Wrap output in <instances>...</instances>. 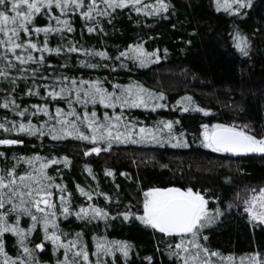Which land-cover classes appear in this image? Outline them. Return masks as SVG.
<instances>
[{
	"label": "trees",
	"instance_id": "obj_1",
	"mask_svg": "<svg viewBox=\"0 0 264 264\" xmlns=\"http://www.w3.org/2000/svg\"><path fill=\"white\" fill-rule=\"evenodd\" d=\"M153 4L155 0L144 1ZM170 9L167 13L147 16L129 8L117 9L109 22L104 18L100 27L89 33L79 14H70L74 31L65 32V40L53 34L49 46L72 40L78 47L105 51L112 59L88 57L96 68L84 67L80 60L86 59L84 52L67 54L66 49L60 55L44 53L47 64L38 73L39 76H69L76 79L99 80L104 87L112 90V84L127 85L138 82L156 93H163L159 103L166 105L153 111L149 108H125V116L139 127L155 129L159 121H173V132L184 133L189 147H173L176 141L167 140V130L159 133L161 143L145 142L141 144L114 143L108 151L99 154L84 155L93 145L88 141L66 138L54 141L43 138L22 136L24 143L12 146L0 145V151L6 153L0 157V167L14 164L13 156L29 157L39 154L43 157H55L58 163L49 167L48 172L57 183L65 185L74 194V210L82 204H93L108 212L106 219H95L91 223L70 215L67 219L58 216L60 228L68 233L67 239L81 234L82 242L89 252L95 251V237H105L108 241H126L130 245L128 257L116 252L104 257L107 264H174L169 257L167 246L173 243L170 237L144 226L135 217L125 221L118 213L129 210L142 214L143 192L151 187H193L201 191L209 201V210L220 208L222 214L204 229L207 240H202L211 251L218 253L212 257L213 264H248V256L255 252L264 253V226L252 223L244 212V200L252 189L264 186V154L252 153L244 156H231L214 153L201 146L199 142L200 125L229 124L243 128L257 138L264 137V0H252L250 8L243 9V15L233 14L230 10H217L216 0H167ZM54 15H59L58 10ZM48 24L46 16L37 19V26ZM240 32L249 39V55L242 56L233 46L232 34ZM37 39L35 35L32 37ZM43 34L40 39L42 40ZM143 44L149 52H156L160 59L149 62L145 67L126 61L120 67L115 56L125 51L127 46ZM166 50V51H165ZM39 56L40 53H33ZM123 59V58H122ZM52 67H48V65ZM35 67V65H33ZM12 76H16L14 71ZM27 85L19 83L13 95L22 107L47 104L55 115L60 107L68 111L64 101L57 103L46 97L42 86L52 80L38 79L41 88L39 96L27 95V87L32 86L31 73ZM9 87L0 80V104L8 95L3 89ZM23 88L24 91H20ZM58 90V89H57ZM191 96L203 112H182L176 101ZM80 114L84 109L74 104ZM89 105V110H91ZM98 118L114 111L97 105ZM116 112L120 109L117 107ZM7 112L0 108V117ZM48 117L42 114L33 117V123L40 126ZM72 119V117H69ZM179 121V123H175ZM17 134H11L14 138ZM0 138L4 134L0 131ZM107 147V145H105ZM96 154V155H95ZM63 157L68 158L67 166ZM20 167L27 168V164ZM59 169V172L56 170ZM89 169L91 171H89ZM108 171L111 175L106 174ZM77 185L92 193V199L82 196ZM241 192V194L239 193ZM102 193V194H101ZM239 195H242L241 197ZM59 205L58 198L54 197ZM7 207V205H6ZM3 211V210H0ZM29 219L22 217L21 226L27 228ZM63 239V237H62ZM29 240L44 243L43 252L36 250L38 258L46 264H57L63 260V249L55 254L50 241L44 240L42 230L37 227ZM5 251L15 257L19 246L11 233L3 237ZM34 248V243L28 245ZM151 257V261L147 258ZM91 260L95 256L90 255Z\"/></svg>",
	"mask_w": 264,
	"mask_h": 264
},
{
	"label": "snow or ice",
	"instance_id": "obj_2",
	"mask_svg": "<svg viewBox=\"0 0 264 264\" xmlns=\"http://www.w3.org/2000/svg\"><path fill=\"white\" fill-rule=\"evenodd\" d=\"M251 6L252 0H230L227 4V8L236 15H243L242 10ZM125 8L138 14L157 16L167 13L170 4L167 0H155L153 4L144 3L143 0H0V80L9 86L3 89L8 95L0 108L19 118L11 119L7 112L0 117V131L4 134V138H0V145L22 144V136L38 139L48 136L54 141L70 137L90 142L93 146L84 152V155H89L90 152L99 154L108 151L114 143L159 144L164 139L159 133L167 130V140L176 141L172 144L173 147H189L187 140L183 139V132L178 136L174 134L173 121H159L158 125H163V128L157 126L154 130L139 127L137 132V124L124 114L125 108L150 107L155 111L165 107L166 105L159 103L165 98L163 93L153 92L138 82L127 85L112 84L110 91L99 80L38 75L42 69L46 70L44 66L47 58L44 53L54 52L60 55L65 49L67 54L82 51L86 59L80 60L79 64L89 68L99 65L92 63L88 57L112 59L105 51L85 48L82 45L78 47L72 40L52 48L49 46V38L56 34L64 41V33L75 30L70 22V14L78 13L87 26V31L92 33L97 29L103 31L100 27L102 20L108 18L111 22L113 13L117 9ZM57 10L59 15H54ZM217 10H220L219 4ZM40 16L47 17V25L37 26ZM34 35L37 38L35 40L32 38ZM232 41L242 56L249 55L248 37L235 32L232 34ZM153 58L158 61L160 56L154 51H147L143 44H135L120 51L114 59L120 61V67H125L126 61L145 67L147 63L154 62ZM48 67L52 66L49 64ZM13 71L17 73L16 76L11 75ZM28 73H31L32 86L27 87V95H41L36 90L41 88L37 83L38 79L52 80L51 84L42 86L44 95L57 103L64 101L69 110L57 107L53 115L46 103L31 105L34 111L17 103L13 93L17 91L21 81L27 85ZM20 91L24 89L21 88ZM74 104L82 106V114L76 111ZM89 105L92 106L91 110ZM97 105L114 111L111 115L105 112L100 119L95 110ZM176 105L180 106L178 110L182 112L192 110L208 114L206 109L195 105L191 96L182 97L176 101ZM117 107L119 112L115 111ZM41 114L48 119L37 126L33 123V117ZM247 127L203 123L200 125L202 130L199 132V142L202 147L214 153L264 154V137L257 138L250 134ZM13 133L17 135L9 138ZM0 157L6 158V153L0 151ZM12 159L14 164L0 167V210H3L0 211V264H46L36 255V250L43 252L46 245L29 240L37 227L42 230L44 240L53 245L54 254L63 249L64 258L57 259V264H107L104 257L113 256L116 252L128 257L130 245L126 241H108L105 237H95V251L90 253L82 242L80 233H76L73 239H67L68 233L60 228L58 216L67 219L74 214L77 219L91 223L95 219H106L109 214L104 208L93 204L87 207L81 204L78 210H74V194L62 183H57L56 178L48 172L51 165L58 163L57 158L35 154L29 157L13 156ZM63 160L67 166L68 158L63 157ZM22 164H27L28 167H20ZM56 171L59 172V169ZM106 174L111 175V172ZM77 189L82 196L92 199L91 192L79 185ZM251 191L253 195L244 200V212L248 214L250 221L264 224V188H260L258 193L256 189ZM54 197L58 198L59 205ZM142 209V214L125 210L118 215L125 221L135 217L144 226L170 237L173 243L168 244L167 252L174 264H213L212 257L219 254L211 251L201 241L207 240L204 229L214 223L222 212L220 208L210 211L209 201L201 191H196L193 187H151L143 192ZM22 217H27L30 221L27 228L21 226ZM5 233H11L16 238L19 249H22L17 251L15 257L5 251ZM30 243H34V248L28 246ZM90 255L96 259L91 260ZM147 259L151 261L152 258ZM248 264H264V253L250 254Z\"/></svg>",
	"mask_w": 264,
	"mask_h": 264
},
{
	"label": "rangeland",
	"instance_id": "obj_3",
	"mask_svg": "<svg viewBox=\"0 0 264 264\" xmlns=\"http://www.w3.org/2000/svg\"><path fill=\"white\" fill-rule=\"evenodd\" d=\"M144 1H147V0H144ZM217 2V5L219 4V7L222 8V9H227V4L230 2V0H216ZM260 188H264V186H261V187H258L256 190H257V193L259 191ZM241 194V192H239ZM253 195V193H251L246 199L250 198L251 196ZM240 197L242 195H239ZM245 206V205H244ZM248 215V214H247ZM249 217V216H248ZM252 222V221H251ZM252 223H255V224H258V225H261V226H264V224H259L258 222H252Z\"/></svg>",
	"mask_w": 264,
	"mask_h": 264
},
{
	"label": "water",
	"instance_id": "obj_4",
	"mask_svg": "<svg viewBox=\"0 0 264 264\" xmlns=\"http://www.w3.org/2000/svg\"><path fill=\"white\" fill-rule=\"evenodd\" d=\"M223 154H227V155H231V156H244V155H250V154H252V153H250V154H243V155H233V154H231V153H223ZM96 155V154H95Z\"/></svg>",
	"mask_w": 264,
	"mask_h": 264
}]
</instances>
